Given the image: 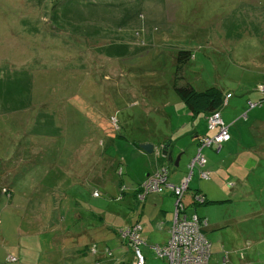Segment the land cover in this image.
<instances>
[{"label":"rangeland","instance_id":"obj_1","mask_svg":"<svg viewBox=\"0 0 264 264\" xmlns=\"http://www.w3.org/2000/svg\"><path fill=\"white\" fill-rule=\"evenodd\" d=\"M223 34L227 39L211 45L207 40L209 35ZM179 50L191 55L175 75L172 54ZM173 82L197 91L219 84L224 91L221 119L231 120V140L223 146L233 148L229 154L215 145L201 151L206 159L202 169L209 172V179L199 178V189L222 187L224 193L208 197V202L193 201L198 191L191 197L196 213L208 221L201 233L211 244L210 264H222L224 253L228 264L238 262V254L247 261L251 251L264 259V130L257 128L264 124V102L250 105L264 98V0H0V210L8 237L17 222L28 232L30 213L21 212L25 201L19 203L20 191L27 190L28 197L33 194L41 208L55 193L56 199H49L52 213L58 203L62 209L68 206L58 196L67 180L81 188L90 185L103 208H115L124 216L130 207L116 199V177L128 184L125 192H133L148 179L150 169L153 175L164 167L168 182L175 184L176 174L182 173L189 156L191 161L204 136L188 135L190 124L196 119L203 126L205 119L185 108ZM52 113L55 144L47 129ZM154 131L155 142L167 136L188 145L181 153L172 152L157 169V161L166 157L165 146L152 147L150 153L139 148L140 140ZM78 144L102 156V175L89 168L76 172L66 168ZM65 145V155L55 152ZM82 157L87 161L86 154ZM114 160L119 161L122 175ZM220 166L217 174L210 170ZM198 171L195 166L192 177L199 176ZM183 174L186 178L189 168ZM13 177H19L21 184L8 202L4 195L13 191ZM79 194L72 189L74 199ZM73 198L69 213L60 211L50 217L52 223L80 225L72 217L77 208ZM107 202L110 206L104 207ZM183 205L185 212L184 200ZM58 233L53 256L60 255L63 247H59L64 246ZM23 238L22 246L31 250L30 238ZM120 238L116 235L114 241L123 245ZM6 241L7 252L18 256L16 243ZM147 245L141 246L146 264H157L161 258L152 252L146 256ZM117 250L114 246V254ZM74 252L66 248L63 254ZM12 258L7 262L17 261Z\"/></svg>","mask_w":264,"mask_h":264},{"label":"crops","instance_id":"obj_2","mask_svg":"<svg viewBox=\"0 0 264 264\" xmlns=\"http://www.w3.org/2000/svg\"><path fill=\"white\" fill-rule=\"evenodd\" d=\"M222 39H227V34L223 35H209L207 37V40L210 42V45L214 42V40H222ZM199 45H197L198 47ZM191 52V51H190ZM193 56V54H192ZM194 58L196 56L194 55ZM172 61L173 65H177L176 63V54H172ZM176 86L175 82H173V88ZM214 87V86H210ZM219 84L216 86V88H219ZM209 88V87H208ZM221 90V89H220ZM222 93H224L223 90H221ZM230 93V92H226ZM225 94V95H226ZM261 95L258 94L259 98ZM225 97V96H224ZM256 98V99H257ZM188 109L187 107H185ZM74 109H76L74 107ZM60 111L66 112L67 110L65 108H60ZM186 110L185 112H187ZM190 111V110H189ZM222 111H220V115ZM191 113V112H190ZM66 114V113H65ZM197 116H201L203 119H205L206 115L205 114H198ZM222 116V115H221ZM226 121V122H225ZM48 128L50 133V139L51 141L55 144L56 143V137L55 134L57 133V128L55 126V117L54 113H52V116L50 120L48 121ZM168 122V121H167ZM229 122H231L230 118H226L224 120V123L227 125H230ZM185 125V124H184ZM258 129L263 128L264 130V124H259L257 126ZM204 129V131L200 132V130ZM206 123L204 121V125L201 126L200 121L193 119L192 123L190 124L189 128V133L188 135H191L192 137H199L201 136L200 133L203 134H208L209 131L206 129ZM161 131H159L160 133ZM228 132L230 135V139L220 145V147L216 150L222 151L225 150L226 154H229V150L233 148H223L224 144L229 143L231 140V134L228 128ZM155 131L153 133H150L148 137L143 138L140 140L141 144L142 143H150L152 147L156 148V146L159 147H167L168 154L166 153L165 159H159L157 161V166L155 169H157L160 166H164V161L168 160L172 157V152H183L184 149L188 146L185 144L181 143V140H175L173 137L167 138V136H163V140L161 142H155L153 141L152 137L155 135ZM199 133V134H198ZM77 135H80L85 139V135L81 130L77 131ZM116 136V135H115ZM197 142V140H196ZM81 144H78V146L74 149H72L70 153V160L67 161L66 168H72L75 170V172L79 169H91V170H97L99 172V175H102V162L103 158L102 156H96V154H93L91 151V148L85 147L83 150V147H80ZM212 147V146H211ZM50 151H52L53 146L48 147ZM139 148L145 152L140 146ZM78 149L77 152H73L74 150ZM90 149V150H88ZM67 145L63 147V150H58L55 149V152L57 154H63L65 155L67 153ZM73 152V153H72ZM95 152V151H93ZM86 154V160L82 155ZM146 153V152H145ZM170 155V158L168 157ZM193 156V155H192ZM65 157V156H64ZM67 157V156H66ZM190 157V156H189ZM188 157V159H189ZM82 159V161H81ZM188 159L184 163L182 167V173H177V180L174 182L176 185L181 178L184 177L183 171L188 169ZM178 160H181V154H179ZM72 161H75L76 163H71ZM119 162V161H117ZM116 160H114V166L117 165V170L118 168L121 171L122 175V168L120 167L119 163H117ZM209 162V160H208ZM188 163V164H187ZM53 166V163L52 165ZM76 168H75V167ZM99 168V169H98ZM116 168V167H115ZM222 166L219 168L211 167L210 170H214V174H217L222 170ZM67 170V169H65ZM68 171V170H67ZM151 173V169L146 173V175H149ZM117 174V171H116ZM118 175V174H117ZM193 175V174H192ZM221 175L224 176V173L221 172ZM96 178V175H95ZM99 182L102 180L98 179ZM143 181V180H141ZM140 181V182H141ZM11 184L13 191L8 193L6 199H9L8 202H10L11 197L13 196L14 190L21 184L20 178L19 177H13L11 179ZM69 180L65 183V185H68ZM92 183L96 182L95 180H86V183ZM139 182V183H140ZM173 184L172 182H169ZM125 183L122 179H116L114 180V187H116V190L119 188V186H126ZM70 185V184H69ZM66 188V186L63 188L64 191L62 192L61 195H58L61 197L62 201H65L68 206L66 205V208H61V203L57 204L54 206V209L52 210V213H50L49 207L51 205L50 198L52 200L56 199V194L53 193L51 197L48 196V202L45 207H40V204L35 201L31 194L30 197H28L27 190L24 192L20 191V196L21 199L19 203H21L24 199L25 205H21L22 209L21 212L29 214V218L27 220L29 221L28 227L26 230L28 232H25L23 228H21V223H16L15 225L12 226L11 230V236L8 237V232L4 225L2 224L1 220L3 218V211L0 210V264H55L59 258L63 257V261L61 260L60 263L58 264H131L132 259H133V254H132V248L128 244L127 240L121 237L118 233V229L128 225L133 222H138L141 227H142V238L144 239V242L147 245L145 249V254L146 256L150 257V253L152 252L149 246L154 245V244H159L162 245L164 244L168 238H169V228L170 224L173 221L174 218V194L172 193L171 190L169 189H163L162 191L156 193H150L147 194L142 200L137 199V195L140 192V186L137 185V187L134 188V191H138L137 195H134L133 192H125L123 190V194L121 195V198L119 201L125 202L126 205H128L130 208H128V213L123 214L124 216H120L119 213H115V208L109 209V208H103V202L99 200V193L93 188L91 192L89 191L90 185L87 188H81L78 187V185H70ZM200 179L199 176L196 175L195 177L190 178L188 182V189L186 192V195L184 197V201L186 203V209L185 212L186 214H196L199 216L195 209L193 202L191 201V197L194 192L198 191L204 196V199L206 202L208 197L213 198L216 197L219 193H224L223 188L221 187L220 190H215L212 188H203L199 189L200 187ZM118 187V188H117ZM192 187V188H191ZM194 187V188H193ZM77 188V191L80 193L78 197L75 199L71 196L72 195V189ZM62 189V190H63ZM125 189V187H124ZM97 192V197L93 196V192ZM8 197V198H7ZM71 198L76 200L77 205H75L77 208H74L73 212V218L77 221L80 222V225L75 226V227H70L68 225L63 226L61 223H59L57 220H53V223L51 221L50 217H56V215L60 211H65L66 213H69L71 210L70 208V203H71ZM205 202V203H206ZM18 203V204H19ZM135 203H141L140 205H136ZM111 203H106L104 207H109ZM135 204V205H134ZM16 208V206H15ZM68 210V212H67ZM59 216V215H58ZM114 218L117 220V222L114 221ZM199 218H202L205 220V223L202 225L203 232L205 228L208 226V221L206 218L199 216ZM49 222L47 225L45 223ZM57 228V229H56ZM59 232L57 235H61L63 237L62 241L64 246L59 247L60 250L63 247L62 251H60V255L53 256L50 252L54 250V247L56 244L53 243L54 237L56 236L55 234ZM119 236L121 241H123V245H120V243H115L114 241V236ZM29 237L30 238V247L31 250L28 249L27 246H22L21 240L24 239L23 237ZM11 239L16 243V250L18 253V256L14 255L11 252H7V246H9L8 241L6 239ZM206 238V237H205ZM207 239V238H206ZM208 240V239H207ZM120 241V242H121ZM209 241V240H208ZM210 243V242H209ZM95 245V248H97L96 253L90 252V247L92 245ZM14 246V245H13ZM114 246H117L119 250L114 254ZM143 246V245H142ZM72 249L75 252L70 255H64L63 251L65 249ZM107 248L110 252V254H106L104 249ZM253 246L250 247L252 250ZM35 249V251H34ZM142 251V250H141ZM143 253V252H142ZM153 253V252H152ZM236 254H238V251H235ZM7 254H11L10 257L16 258L17 261L14 262H7V259L5 258ZM212 254L211 251V244H210V254L209 258ZM256 251H251V254L247 256V261L245 255L239 256L238 257V262L233 263V264H264V259H261L259 257L260 253L258 252L257 255ZM50 255V256H48ZM144 255V254H143ZM36 256V258H34ZM59 256V257H58ZM254 256V257H253ZM159 258V257H158ZM145 263L146 264V258L144 255ZM149 263L152 262L151 259L148 261ZM155 262L157 264H166V261L161 258V260L156 259ZM221 263L222 264H228L230 261L228 260L227 254L224 253V255L221 257ZM208 264H210L209 259H208Z\"/></svg>","mask_w":264,"mask_h":264},{"label":"built area","instance_id":"obj_3","mask_svg":"<svg viewBox=\"0 0 264 264\" xmlns=\"http://www.w3.org/2000/svg\"><path fill=\"white\" fill-rule=\"evenodd\" d=\"M229 95L227 94L226 97ZM264 102V98L258 102L251 103V106H256ZM208 134L202 136L198 141V148L191 159L188 168L189 175L183 177L179 184H171L168 182L167 171L163 167L161 170H156L153 175H147L148 179L140 184V192L136 196L138 200H142L149 193H158L163 189H169L174 194V218L170 225V235L168 240L163 245H151L150 249L156 257L162 258L166 264H208L210 254V243L201 233V227L205 223L194 214H186L184 212V195L188 189V182L193 174V169L198 166L199 178L209 179V172L203 170L206 164V159L201 151L204 147L220 145L230 139L228 132L229 125L225 124L221 119L220 112L213 110L206 117ZM119 173L121 171L119 170ZM119 190H124L123 186H119ZM97 196V193H93ZM118 194L116 199H120ZM204 196L197 194L193 201L202 202ZM142 227L138 222L130 223L118 229L121 237L127 240L132 248L133 259L131 264H144L145 259L141 251V246L145 244L141 238ZM13 259V258H12Z\"/></svg>","mask_w":264,"mask_h":264},{"label":"trees","instance_id":"obj_4","mask_svg":"<svg viewBox=\"0 0 264 264\" xmlns=\"http://www.w3.org/2000/svg\"><path fill=\"white\" fill-rule=\"evenodd\" d=\"M190 55H191V52L188 50H179L176 53V62H177L176 64L177 65H176V74L175 75H177V71L180 69L181 65L188 60ZM174 89H175L177 95L182 99L184 104L190 110V112L193 113V115L197 116L200 113L207 115L209 112H211L213 110H218L220 112L221 105L223 103L222 91L220 89H218L216 87H209V88H206L204 90L197 91L188 85L174 86ZM205 123L207 124L206 119H205ZM203 135H205V134H203ZM94 192H96V191H94ZM137 192H138L137 190L134 191L135 196L137 195ZM118 194L122 195L123 190H121V191L119 190ZM185 195H186V193H185ZM185 195H184V197H185ZM94 197H97V196H94ZM141 238H142V230H141ZM143 241H144V239H143ZM149 248H150V246H149ZM89 250L92 253L97 252V248H95L94 244L90 247ZM104 251L106 252V254H108V253L110 254V252L107 248H105ZM10 255L11 254H7L5 258L7 259V257H10ZM96 264H99V263H96Z\"/></svg>","mask_w":264,"mask_h":264},{"label":"water","instance_id":"obj_5","mask_svg":"<svg viewBox=\"0 0 264 264\" xmlns=\"http://www.w3.org/2000/svg\"><path fill=\"white\" fill-rule=\"evenodd\" d=\"M146 153H150L152 152V145L150 143H142L139 145ZM164 151L168 154V151L166 150V147L164 148ZM168 157L170 158V155H168ZM178 162V157L175 161V165H177Z\"/></svg>","mask_w":264,"mask_h":264},{"label":"bare ground","instance_id":"obj_6","mask_svg":"<svg viewBox=\"0 0 264 264\" xmlns=\"http://www.w3.org/2000/svg\"><path fill=\"white\" fill-rule=\"evenodd\" d=\"M201 229H202V227H201ZM203 230V229H202Z\"/></svg>","mask_w":264,"mask_h":264}]
</instances>
